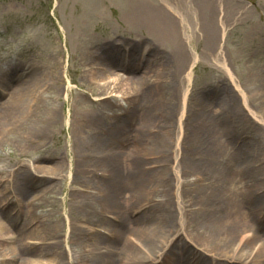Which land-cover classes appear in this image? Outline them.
<instances>
[{
    "label": "bare ground",
    "instance_id": "6f19581e",
    "mask_svg": "<svg viewBox=\"0 0 264 264\" xmlns=\"http://www.w3.org/2000/svg\"><path fill=\"white\" fill-rule=\"evenodd\" d=\"M191 1L184 0V3L187 9L191 8L189 10L191 17H196ZM214 1L215 4L212 5V0H204L205 3L212 5L211 8L215 12L212 18L213 23H211V26L214 25L215 28L209 26V37L206 41L207 50L201 52L204 57H201L191 44V40L194 38L192 30L198 26L191 28L187 24L188 30L183 29V35L177 31V28L170 27L181 48L177 56L182 54L179 58L180 67L178 69L182 72L179 75H173L172 78L169 77L170 79H168V75H156L159 78H166L164 83L158 82L156 85L166 88L167 84H170L173 88H177L175 91V97L178 99V103L176 102V124L168 125L165 116L168 115L170 107L164 103L167 114H160L165 122L164 126L153 125L146 121L149 123V130L150 128L164 129V132H159L158 135L151 136L147 130L142 129L147 134L144 133L143 137L138 139L139 135H136L135 132V135H129L128 126L125 128L124 126L116 127L117 124L112 127L104 125L107 130L104 129L103 134L95 132L94 127L90 129L82 123L79 128L76 126L77 137L74 138V147L72 146L69 151L74 154L79 164H76L78 166L76 172L78 183L74 180L68 187L67 201L62 204L66 206L65 219L60 216L55 217L54 208L44 209L46 204H50L51 207L54 205L52 195L55 196L59 192L55 184H48L38 192H33L34 190L29 187L36 177H40L42 183L48 182L54 176H61L59 173H62V169L65 170V168L61 167L60 163H56L55 166L46 165L43 158L41 162L40 157L37 156L35 160L37 164L27 165V170H23L21 180L24 182V188L18 192L17 200L12 199L10 188H3L0 191V204L6 200H12L17 203L20 209L18 210L14 204V208L10 207V210L7 211L11 213L7 218L2 217L3 212L0 209V264H182L181 261L184 262L183 264H209L208 259H210L209 261H222L225 264H264V224L257 228V234L253 233L252 235L250 231H255L251 226V224L254 226L253 220L249 218V212L240 208L244 204L239 205L235 196L239 187L248 194H253L254 191L251 190L258 191L264 188L262 184L264 178H259V175L264 173V52L258 58V63L262 62V64L256 65L257 69L249 70L247 75L235 74L227 62L224 46L231 25L235 22L230 24L227 22L229 18H227L226 5H232L235 8L236 6L233 5L232 0ZM162 2L166 8L171 10L173 16L174 14L180 15V21L183 23V15L178 11L179 4L177 7L166 0H162ZM244 10L241 6L236 12L240 17L243 16L245 21L248 11L244 12ZM150 24L162 40H166L171 35L170 30L163 26L159 20L154 19ZM248 28L250 32L251 25ZM198 42L196 39V43ZM185 52L188 53V56ZM134 55L135 53L133 57ZM202 59L208 69L215 67L223 73L235 91H231L232 95H235L239 105L246 112L245 122L249 128L255 130V135L250 136L246 143L245 137L242 136V143L246 145H241L240 149L243 151L246 146L248 147L245 156L241 154L242 151L237 152L235 147H232L231 150L224 147L225 143L229 144L232 138L223 142L218 137L213 138L214 144L219 148L216 151L211 150L209 145L205 146L204 141L197 139L193 126L196 130L195 125L199 128L201 123V117L195 114L202 110L200 99H194L192 109H195L196 112L190 116L188 122L184 121L188 94L192 85L191 78L194 69ZM50 76L52 75H45V79L42 81L35 80L33 82L31 79L29 87H13L14 90L11 91L10 96L0 101V127L5 126L0 132V147L13 139L12 130L9 127H16L13 131L14 134H17L15 142L19 143L18 148L23 151L30 150L28 147L31 145V141L29 142L26 135L29 136V133L37 128L39 130L41 127L53 124L51 118L55 100L58 101L59 98L64 97V100L67 101L73 92L67 87L66 94H56V90L49 85L50 83L54 85V80L43 85V81L50 79ZM216 76L221 77V75ZM138 77L143 78L142 82H145L143 81L144 76L138 75ZM56 80L62 81L61 79ZM219 82L223 83L222 86L226 84V82ZM0 83L2 86H8V75L0 77ZM70 83L73 87V83ZM117 85L118 89H121L120 93L128 96L132 94L130 90H133L135 80L129 81L128 77H123L116 72L108 73L103 77L97 71L88 70L83 83L78 85V90L83 97L89 95L91 98L109 101L112 99L110 94L119 92L116 89ZM211 86L215 95L217 93L215 88L219 85L213 83ZM225 87L227 88L228 85ZM156 93L159 95L158 91ZM147 94L144 101L154 109L155 99L150 97L152 96L150 95L152 94L151 90ZM170 104L172 105L171 101ZM223 105L224 107H222ZM203 106V110L208 107L206 103ZM145 107L143 106L144 109ZM237 109L232 104V100L231 103L229 100L228 106L226 103L220 102L214 111L215 114L221 113L223 116L227 115L233 119L240 116ZM25 112H28V120L19 118ZM143 114L147 116L144 112ZM107 117L108 120L112 118L109 116V111ZM225 117L223 120H226ZM14 120L18 123L12 122ZM190 121L192 123L190 131L196 142L187 147L185 143L189 138L183 139L187 134L183 125L190 124ZM28 123L31 124L29 128ZM18 124L23 126L22 131L20 130L21 133H19L20 126ZM65 125L67 127V124ZM176 125L177 134L174 130ZM25 126H27L26 129ZM96 126L98 125L96 124ZM86 128L89 129V132L85 131ZM105 131H107L106 134H104ZM137 131L140 129L137 128ZM168 150H170V155L167 153ZM215 152L222 154L223 157L221 155L219 157L226 162L221 168L217 165L219 157L214 156ZM255 154L258 155L257 160H250V157ZM88 164H95L96 166L92 167H99V169L88 170L90 167ZM151 164H161V167L147 171V166ZM204 164L205 166H203ZM122 165L127 166L129 170L125 176L124 172L118 171V167H122ZM237 165L240 167L237 168ZM69 166L71 172L74 165L69 162ZM206 166L213 170L220 169L231 173L232 175L228 176L230 185L226 189L214 187L209 189L207 180L204 178L206 176L204 167ZM6 172L7 170L0 165V176L5 175ZM57 172L59 173L56 174ZM70 172L67 174V179L72 175ZM219 174L220 172H217L215 175ZM245 176L248 179H245ZM223 190L226 191L225 195L221 193ZM172 200L176 203L175 211L168 215L166 212L170 210L169 203ZM260 203L263 206L264 203L261 200ZM198 204L207 208L212 218L208 217L207 230L203 228L204 230L201 232L197 231V233L194 232L196 234H191L189 228L193 227L192 220L189 223L186 209L190 208V205L194 207ZM214 207H221L220 211L224 215L218 214L217 210H213ZM141 208H145V210L137 213ZM69 209L72 210L71 215ZM14 211L17 212L14 216L18 219L24 214V220H28L27 223L23 220L20 227L11 226ZM106 214L114 216L118 222L108 220L105 217ZM133 214L135 216H132ZM192 215H194L193 212ZM63 219L68 223L67 237L65 238L66 251L63 250L62 241H59L63 237ZM153 219L154 222H152ZM258 225L257 223L255 229ZM246 226L247 228H245ZM97 229L111 235L112 240L93 233ZM240 229L243 230L239 231ZM259 229L261 230L259 231ZM189 239L194 246L201 248L200 252L187 247V245L186 248L180 245L179 242L186 244ZM36 243H39L38 248L31 247ZM177 245H179V249H177ZM201 252L207 253L208 257ZM36 254L37 256H35ZM192 259L198 262H194Z\"/></svg>",
    "mask_w": 264,
    "mask_h": 264
},
{
    "label": "rangeland",
    "instance_id": "374dc122",
    "mask_svg": "<svg viewBox=\"0 0 264 264\" xmlns=\"http://www.w3.org/2000/svg\"><path fill=\"white\" fill-rule=\"evenodd\" d=\"M166 1L173 5H177V7L179 4L180 8L178 11L183 15V23L180 21L181 16L177 14L173 16L171 10L164 6L162 0H0V77H4V75H8L9 77L8 86H2L0 83L1 90L3 92L5 91L4 96L0 91V101L3 98L6 99V96H10L11 91L14 90L13 87H29L31 79L33 82L35 80L42 81L45 79V75L52 76H50V79L48 78L47 81H43V85L54 80L55 84L51 85L50 83L49 85L56 90V94H66L65 89L67 87L73 92L70 99H67V101L64 100V97H61V99L59 98L58 101L55 100L53 104V116L51 118L53 124L51 126L41 127L39 130L37 128V130L29 133V136L26 135L29 142L31 141V145L28 147L30 150L25 149L21 151L22 149L18 148L19 143L15 142L17 134L13 133L16 127H9V129L12 130L13 139L10 138L11 140L8 143H4L2 144L3 147H0V165L7 170L5 175L0 176V180H6L8 175L12 174L11 180L19 178L21 184L18 187L22 189L24 188V182L21 180L23 170L26 171L27 165L32 163L36 165L37 163L35 160L37 156L40 157L41 162L43 158L44 164L46 165L52 164L55 166L56 163H60V166H63L65 170L62 169V173L57 172L56 174L59 173L61 176H54L55 178L53 177L48 182L44 183L41 182L40 177H38L39 179L36 177V179L32 180L29 187L35 190L33 192H38L48 184H55L59 192L55 196L52 195L55 200L52 201L54 205L51 207L50 204H46L44 209L54 208V216H60L65 219L66 206L62 204L67 201L68 187L74 180L78 183L76 181V172L78 170L76 164H78V162L69 149H71L72 146L74 147V138L77 137L76 131L80 123L87 125L90 129L94 127L95 132L98 131L103 134V130L105 129L104 125H106L108 121L107 113L109 111V115L113 117V121L118 125L116 127L124 126L125 128V126H128L129 133L134 134L135 132L136 135H139L138 139H141L144 133H146L142 129L147 130L151 136L158 135L159 132H164V129L159 130L157 128H150L149 130V123H146V121H149L153 125L164 126L165 122L161 115L162 113L167 114L164 106L168 104L170 109L168 115L165 116L167 118L166 120L168 125L173 126L176 124V102L178 103V99L175 97V91H177V88H173L170 84H167L166 88L156 85L158 82L164 83L166 81V78H159L156 77V75H168V79H170L169 77L172 78L173 75H179L181 74L180 72H182L181 70L178 71L180 67L179 58L182 54L181 56L180 54L177 56L181 48L176 41L175 33L171 32L170 27L172 29L177 28V31L181 34L183 29L188 30L187 24H189L191 28L198 26L196 29L192 30L194 38L191 40V44L201 57H204L201 52L205 49L207 50L206 41L209 37V26L210 28L214 27V25L211 26V23H213L212 18L215 12L211 7L215 4V1L212 0V5H210L205 3L204 0H190L196 17H191L189 11L191 8L187 9L184 0ZM232 2L236 8L232 7V5H226L227 18H229L227 22L229 24L235 22L227 35L224 49L227 62L229 66L233 68L235 74L247 75L249 70L253 68L257 69L256 65L262 64V62L258 63V58L261 57V54L264 52V0H232ZM225 3H227V1H225ZM131 5L132 7H130ZM241 6L245 9L244 12L248 11L245 21L243 20V16L240 17L239 14L238 16L236 12ZM139 9L143 10L145 13V16L142 17L143 19L141 16L134 15L136 10ZM132 10L134 11L131 12ZM233 16H235V18H233ZM154 19L162 22V25L170 30L171 35H169V38L167 37L166 40H162L159 37L155 28L150 24ZM249 25H251V33L248 28ZM196 39L199 41L198 43H196ZM120 43L123 44L122 46H125L122 50H117L110 45ZM143 44H145V48L147 52H149L148 55H150L149 57L146 56V59H143V61L146 60L144 65L143 63L136 65L128 74L122 71L125 73V77H128L129 81L135 80L134 88L130 90L132 94L124 96L126 98L124 102H122V100H113L112 102L109 100L96 103L92 101V99L90 100L88 96H82L78 90V85L83 83L82 78L84 75H87L88 70L97 71V73L99 72V75L101 73L103 77L111 72L122 74V72H118V70L122 69L121 62L126 60L128 48H131L130 55L135 53L132 59L135 64H138L139 60H142V51H140L138 46ZM108 45L110 46L108 47ZM106 50L113 56H108V58H110L108 62L104 61L106 57L103 56ZM185 53L188 56V53ZM203 62L204 60L202 59V61L197 64V68L194 69V75L191 79V96L186 105L187 112L184 121L188 122L190 116L192 114L194 115L196 112L195 109H192L194 99H200L202 110L197 111L195 114L201 117V123L199 124V128L195 125L196 130L193 126L197 139L199 138L201 141H204L203 143H206L205 146L209 145L211 150L214 149L216 151L219 150V148L214 144L215 141H213V138L215 139L218 137L220 141H222V138H226L227 140L232 138L231 143L238 150L237 152H239V150L241 152L240 146L246 145H243L241 142L242 136L245 137V140H248L250 136L255 135V130L249 128L245 122L244 115L246 112L242 109V106L239 105V101L234 97L235 95H232L231 91H235L225 79L223 73L215 67L208 69L207 65H204ZM112 63L115 64L110 66ZM64 71L66 77L62 76L64 75ZM31 75H33L34 78ZM137 75L144 76V85L141 86L143 78L140 79ZM216 75H221V77L218 78ZM56 79H61L62 81H57ZM219 81L226 82V84L222 86L223 83ZM69 82L74 83V85H72L73 87H71V83L69 84ZM84 83L88 85L86 82ZM213 83L219 85V88H216L217 93L215 95L212 92L213 87L211 85ZM225 85H228V87L226 88ZM116 89L119 90L118 85ZM149 90H151L152 93L150 97L155 99L154 109L144 101ZM156 91H158L160 96L157 95ZM120 92L121 89L115 94L120 95ZM229 100L230 103L232 100V104L238 108L237 111H239L238 113L240 115L237 116L238 118L232 119L227 115L226 117L223 116L221 113L215 114L217 105L223 102L228 106ZM205 103L208 107L203 110V105ZM143 106H146L145 109ZM85 107L87 108L85 109ZM160 107L162 108L161 111ZM222 107H224V105ZM127 109H129V111H126ZM221 109L218 108V110ZM143 112L147 116H144V114L142 115ZM27 114L28 112H25L22 116H19V118L28 120ZM224 117L226 120H223ZM93 121L98 126H96ZM12 122L18 123L15 120ZM12 122L9 123L12 124ZM65 124H67V127ZM18 125L20 126L19 133H21L23 126L20 124ZM30 125L31 124L27 125L28 128ZM27 126H25V129ZM183 127L187 131L183 139H187L186 137L189 138L185 146L188 147V145L195 144L196 140L190 131V129H192L191 121L190 124L185 123ZM3 128H5V126L0 127V132ZM137 128L140 129V131H137ZM177 129L176 125L174 127L176 134L178 132ZM85 131L89 132V129L86 128ZM256 131L259 132L258 130ZM247 149L248 147L246 146L241 154L245 156ZM167 153L170 155V150H168ZM219 155L222 156L219 152L214 153V156L219 157ZM257 156L258 155L255 154L250 157V160H257ZM69 162L74 165V167L71 177L67 179V174L71 169ZM90 162L92 163V161ZM205 164L203 166H205ZM225 164L226 162L219 157L217 163L219 168L223 167ZM25 165L26 168L23 169ZM88 165L90 166L88 170L99 169V167H92L95 164ZM152 165L153 164L147 166V171L155 170L152 168ZM239 167L240 165H237V168ZM204 170L206 172L204 178L207 180V187L209 186V189L210 187L226 189L227 186L230 185L228 176L232 174L228 171H222L220 169L213 170L207 166L204 167ZM118 171L121 172V167H118ZM217 172H220V174L215 175ZM57 178L59 181H57ZM246 178L248 179L247 176H245V179ZM259 178H264L263 172L259 175ZM262 184L264 186V181H262ZM4 187L6 186H1L0 191L3 190ZM172 190L169 191L171 192ZM251 191H254V195L251 193L248 194L247 192L245 193L244 190H241L239 187L235 194L237 203L239 205L248 204L251 200L257 206L261 205L260 200L264 203V195L258 194L255 190ZM221 193L225 195L226 191L223 190ZM169 204L170 210H168L166 214L171 215L175 211L176 203L172 200ZM241 207L243 209V206H240V208ZM226 208L225 205V210ZM220 209L221 207L213 208V210L218 211V214H222L223 212L220 211ZM3 210L6 209L4 208ZM144 210L145 208H141L138 211L142 212ZM203 210L207 212L204 213ZM186 211L188 213L189 223L190 220H192L191 224L193 227L189 228L191 234L194 232L197 233V231L201 232L204 229L207 230L209 218H212L207 208L199 204L194 207L190 205V208L188 207ZM192 212L194 215H192ZM10 214L11 213L8 212L3 213L2 217L7 218ZM15 214L16 211L12 213V218L14 219L11 222V226L13 225L18 228L20 227L21 221H17V217L14 216ZM71 214L72 210H70V215ZM73 217L74 214L71 218L73 219ZM64 219L62 221L63 237L60 238L59 241H62L63 250L66 251L67 244L65 238L67 237L68 223ZM27 221L28 220H24L26 223ZM152 222H154V219ZM251 226L253 227L252 224ZM245 228H247V226ZM242 230L240 229L239 231ZM260 230L261 229H259V231ZM101 236L103 237V235H100V237ZM109 240L111 241L112 239ZM255 241L254 239L253 242L255 243ZM189 246V248H193L192 245L189 244ZM31 247L36 249L39 247V243L33 244ZM37 254L39 255V253ZM37 254L35 256H37Z\"/></svg>",
    "mask_w": 264,
    "mask_h": 264
}]
</instances>
